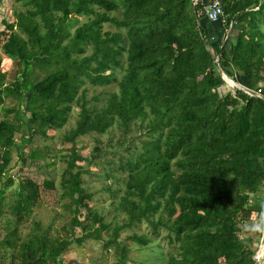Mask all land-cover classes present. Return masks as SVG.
I'll use <instances>...</instances> for the list:
<instances>
[{
	"label": "trees",
	"instance_id": "1",
	"mask_svg": "<svg viewBox=\"0 0 264 264\" xmlns=\"http://www.w3.org/2000/svg\"><path fill=\"white\" fill-rule=\"evenodd\" d=\"M6 2L21 5L14 18L3 16ZM222 3L226 25L234 26L213 51L207 28L225 32L227 26L198 15L193 0H0L6 56H0V68L3 58L15 66L9 83L0 69V105L5 97L17 102L1 108L0 218L2 200L15 183L14 152L21 170L43 159L47 153L26 155V145L36 136L47 139L79 109L66 135L60 179L73 238L37 232L19 247L21 241L7 236L0 245L16 247L12 264H63L73 243L102 240L103 233L118 264H125L126 242L150 247L162 234L171 249L165 264H257L264 230V0ZM76 17L86 21L79 25ZM107 24L115 29H105ZM220 68L256 95L236 85L221 92L227 83ZM91 88L101 89L89 97ZM132 126H138L142 144L123 158L129 174L117 209L126 218L107 222L92 205L81 162L108 161L112 142L98 139L88 159L78 141L119 131L118 143L124 144ZM120 160H109L113 171ZM42 187L57 190L53 180H20L11 234H18L24 215L42 198ZM250 221L248 232L255 234L245 241L241 233ZM143 223L150 232L122 237Z\"/></svg>",
	"mask_w": 264,
	"mask_h": 264
},
{
	"label": "rangeland",
	"instance_id": "2",
	"mask_svg": "<svg viewBox=\"0 0 264 264\" xmlns=\"http://www.w3.org/2000/svg\"><path fill=\"white\" fill-rule=\"evenodd\" d=\"M3 16L8 18H14L13 12L16 9H20L21 5L15 6V4H8ZM78 18L79 25L86 21L84 17ZM234 23V22H233ZM233 26V25H232ZM74 26L72 30H74ZM105 29H115L113 26L106 25ZM231 31L232 28H228V31ZM229 31V32H230ZM209 33L206 37L209 47L211 50L215 51L218 48V45L221 41L226 39L227 30L225 32L223 28H213L212 26L207 28ZM0 56L6 57L0 49ZM1 71L6 72L7 78L6 83L14 80L13 70L15 66L8 65V61L3 58L1 63ZM41 72V71H40ZM41 75L43 73L41 72ZM232 83V82H230ZM233 84V83H232ZM242 88V84L237 83L226 84L222 87L221 92H227L229 89H236V86ZM235 86V87H234ZM113 88V86H110ZM101 88L93 89L91 88L88 96L91 97L94 95V92H99ZM17 102L9 97H5V101L1 103L0 109L3 106H14ZM78 108H74V113L71 115L69 121L61 128L56 130L48 131V138L44 139L41 136H36L34 141L30 144H27L25 147L26 155L31 154L32 152H37L40 156L47 153V155L41 159L38 157L35 160V164L25 166L22 170V162H17L16 151L14 152L13 160L10 164L12 169V174L15 177V183L12 187L7 189V192L2 200V216L0 218V241L4 240L7 236H10L15 242L27 240L32 238L37 232H47L50 238L56 237H68L73 238L72 228L70 229V222L72 220V213L70 209L67 208L68 199L63 195V189L61 186V174L67 166V162L63 159V155L67 154L66 147L69 145V141L66 139V135L69 131L76 126V121L78 118ZM4 111L1 109L0 120L4 117ZM9 118H13V114L9 115ZM112 133L114 135H112ZM109 134L98 135V134H89L85 137H82L78 141V146L81 154L90 159L94 146L98 143V139H101L105 142H112L107 148L111 153L106 154V158L122 160L121 166L119 169L113 171L112 166L109 165V160L97 164H88V161H83L81 164L85 165L84 168L87 172L83 173V179L85 181L84 186L88 191L93 195L92 205L98 210L105 218L107 222H111L116 219L117 223H122L126 218L125 212H119L117 209V204L120 201L121 196L124 194V180L129 174L128 164L123 161L125 156H130L129 151L132 152L131 148H137L141 146L142 141L138 137L140 130L138 126H132V131L127 134L124 139V144H119L120 132L113 131ZM20 135V134H18ZM110 138V140H109ZM125 148V149H124ZM129 148V149H126ZM111 168V169H110ZM23 177L31 178L32 180L42 183L43 180H53L55 181L56 191H48L44 187L41 188L42 198L36 203L32 208L31 213L28 216L24 215V220L18 226V234H11V231L16 225L15 214L12 212V205L15 203V190L17 189L20 180ZM1 182V181H0ZM2 183V182H1ZM0 183V187H1ZM261 196V195H260ZM264 216V215H263ZM264 219V217H263ZM253 221L249 223L244 222L246 231L241 233V237L248 241L250 237L255 233H250L248 230H252ZM140 231V233L150 232L151 228L145 223L140 224L138 227H132L127 231H124L122 237L129 235L132 232ZM75 234L78 236L80 231L78 228L75 229ZM165 234H162L160 237L155 239L151 243L150 247L139 248L138 244L134 241L126 242L129 247L126 251V261L125 264H165V259L167 258L168 252L171 250L167 239H165ZM19 237V239H17ZM75 238V237H74ZM108 238L107 233H103L102 240H95L93 238H86L83 240L82 245L73 243L70 248L62 254L63 264H118L119 256L116 253L114 246L105 247L104 241ZM123 239V238H122ZM19 243V247L23 242ZM264 242V240H263ZM8 245H0V250L5 256L4 264H12V256L17 251L16 247H7ZM260 246V244H259ZM122 256V255H121ZM19 263V259H17ZM259 263L264 264V259ZM32 264V262H31Z\"/></svg>",
	"mask_w": 264,
	"mask_h": 264
},
{
	"label": "built area",
	"instance_id": "3",
	"mask_svg": "<svg viewBox=\"0 0 264 264\" xmlns=\"http://www.w3.org/2000/svg\"><path fill=\"white\" fill-rule=\"evenodd\" d=\"M198 5L197 14L201 17L207 18L211 22H220L223 26L226 25L227 15L224 10L222 0H193ZM232 23V22H231ZM231 23L226 25L227 32L228 28H231ZM264 214V213H263ZM264 259V242L261 238L260 246L257 253L255 254V260L257 264Z\"/></svg>",
	"mask_w": 264,
	"mask_h": 264
},
{
	"label": "water",
	"instance_id": "4",
	"mask_svg": "<svg viewBox=\"0 0 264 264\" xmlns=\"http://www.w3.org/2000/svg\"><path fill=\"white\" fill-rule=\"evenodd\" d=\"M220 72L222 73L221 68H220ZM222 74H223V79L225 80V82H226L227 84H230V81L233 82V80L230 79L229 77H227L224 73H222ZM233 83H234V82H233ZM242 88H243L244 90H246L248 93H250V94H252V95H256V93H255L254 91L249 90V89H247V88L244 87V86H242ZM262 239L264 240V230H263V233H262Z\"/></svg>",
	"mask_w": 264,
	"mask_h": 264
},
{
	"label": "crops",
	"instance_id": "5",
	"mask_svg": "<svg viewBox=\"0 0 264 264\" xmlns=\"http://www.w3.org/2000/svg\"><path fill=\"white\" fill-rule=\"evenodd\" d=\"M232 25L234 26V23H233V22L231 23V28H233V26H232ZM226 36H227V35H226ZM0 255L2 256V260H3V262H4V261H5V256L2 254V252H1V254H0Z\"/></svg>",
	"mask_w": 264,
	"mask_h": 264
}]
</instances>
